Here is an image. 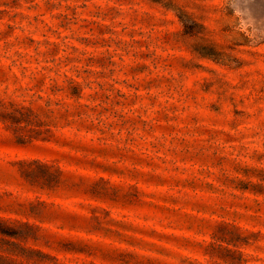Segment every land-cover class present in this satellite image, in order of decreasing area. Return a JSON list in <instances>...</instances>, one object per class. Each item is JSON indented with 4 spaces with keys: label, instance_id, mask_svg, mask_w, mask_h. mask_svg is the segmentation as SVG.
I'll use <instances>...</instances> for the list:
<instances>
[{
    "label": "rangeland",
    "instance_id": "obj_1",
    "mask_svg": "<svg viewBox=\"0 0 264 264\" xmlns=\"http://www.w3.org/2000/svg\"><path fill=\"white\" fill-rule=\"evenodd\" d=\"M0 114L4 264H264V0H0Z\"/></svg>",
    "mask_w": 264,
    "mask_h": 264
},
{
    "label": "trees",
    "instance_id": "obj_2",
    "mask_svg": "<svg viewBox=\"0 0 264 264\" xmlns=\"http://www.w3.org/2000/svg\"><path fill=\"white\" fill-rule=\"evenodd\" d=\"M0 117L2 119H5L6 115L0 114ZM7 221H8V219L4 220V218L0 216V264H4L2 261V258L6 257V255L4 256V254H2L1 251L15 252V251H13V249L6 248L5 243L6 242H8V243L10 242V244L18 243L14 240L6 239V236L19 237V238H21V237L23 238V236H24L19 229L15 228L11 224L7 223ZM24 237H26V236H24Z\"/></svg>",
    "mask_w": 264,
    "mask_h": 264
}]
</instances>
